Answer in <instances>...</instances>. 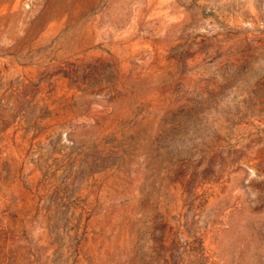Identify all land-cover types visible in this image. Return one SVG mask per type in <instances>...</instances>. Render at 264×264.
<instances>
[{
    "label": "rangeland",
    "instance_id": "rangeland-1",
    "mask_svg": "<svg viewBox=\"0 0 264 264\" xmlns=\"http://www.w3.org/2000/svg\"><path fill=\"white\" fill-rule=\"evenodd\" d=\"M0 264H264V0H0Z\"/></svg>",
    "mask_w": 264,
    "mask_h": 264
}]
</instances>
